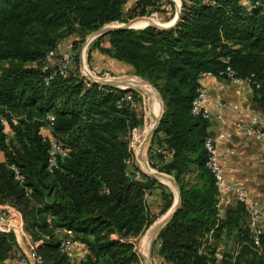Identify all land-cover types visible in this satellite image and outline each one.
<instances>
[{"label": "trees", "instance_id": "trees-1", "mask_svg": "<svg viewBox=\"0 0 264 264\" xmlns=\"http://www.w3.org/2000/svg\"><path fill=\"white\" fill-rule=\"evenodd\" d=\"M127 1L0 0V149L6 155L0 162V206L10 205L21 214L25 230L39 241L37 252L53 264H77L61 251L57 228L73 229L89 250L79 264H140L132 238L172 205V194L164 191L165 205L153 214L147 193L164 186L134 161L127 163L133 158L131 130L143 126L144 117L124 97L139 93L88 81L77 67L46 83L41 67L45 54L70 34L86 37L122 21ZM250 1L251 9L245 0H182L174 27L123 28L94 43L100 53L151 83L164 101L148 156L153 167L180 185L181 206L156 238L161 264H217L214 250L203 247L216 224L217 188L205 147L213 132L209 119L192 113V103L201 72L218 74L230 65L251 79L253 100L264 111V0ZM151 2L136 0L135 8L144 12ZM107 36L109 45L103 46ZM49 114L55 118L54 135L69 149L53 172L48 169L49 143L41 132ZM238 211L240 220L228 219L226 225L228 231L230 224L240 225V242L247 243L235 259L228 254L218 264H264V253L251 248L248 212L241 202ZM262 241L264 245V234ZM21 251L14 232L0 231V264Z\"/></svg>", "mask_w": 264, "mask_h": 264}, {"label": "crops", "instance_id": "crops-1", "mask_svg": "<svg viewBox=\"0 0 264 264\" xmlns=\"http://www.w3.org/2000/svg\"><path fill=\"white\" fill-rule=\"evenodd\" d=\"M68 40L73 39L66 38L63 42L67 43ZM102 45L108 46L109 43H102ZM108 58L110 60L108 64L117 63L123 67L124 70L121 71V73L130 71L131 67L129 65H125L110 57ZM71 69H74V67L72 66L70 70ZM202 82L205 84L209 93L208 108L214 115V118L210 120V130L218 139L219 160L226 182L230 189L233 186L248 189L250 195L258 202L259 207L264 210V148L261 147L256 139L246 133L249 126L255 127L252 123L254 115L261 116L264 114L261 110L256 108L253 103V88L248 82L240 83L216 76L209 77ZM218 113H220L222 117L219 118L217 116ZM239 125H241V127H239ZM4 127L8 136L12 137L14 132L10 125H4ZM42 134H50L49 128L44 127L42 129ZM5 161L6 155L4 151L0 149V162ZM139 162L142 166L143 164L139 161L137 155V159H134V164L144 172L143 168L145 169V167L143 165V168H141ZM146 197L150 209L158 211L160 204L159 188L157 186L152 187ZM239 202L240 201L232 190L226 191L224 223L218 230H215L213 233L208 231L205 235L207 241L206 247H209L210 251L214 250L212 255L217 264L224 260L228 254L232 255V259H234V255L236 253L238 255L242 252L243 244L247 243L246 241L240 242V225L233 228L230 224L229 231L226 225L228 219L232 220V218L239 217L240 220V213L238 211ZM245 222L247 226L248 217L245 219ZM217 233H219V235H217ZM249 237L251 248L254 252L257 255L263 254L264 245L262 239L259 243H256L253 241L250 234ZM17 239L22 249V251L19 252L20 256L18 254L17 257L7 259L5 264H25L23 261L25 258L26 264H35L30 254L29 247L27 245H21L18 237ZM88 253L89 250L87 247L78 243L72 257L74 261L79 264ZM21 255L24 257L22 258ZM148 255L149 249L146 256ZM251 257L252 254H250V258ZM153 258L159 259V255L155 253ZM242 264H257V261L254 260V262L248 263L242 260Z\"/></svg>", "mask_w": 264, "mask_h": 264}, {"label": "built area", "instance_id": "built-area-1", "mask_svg": "<svg viewBox=\"0 0 264 264\" xmlns=\"http://www.w3.org/2000/svg\"><path fill=\"white\" fill-rule=\"evenodd\" d=\"M245 2L248 9H251L253 5L252 2L250 0H245ZM78 54V49L75 47L74 42L71 41L67 43L59 41L54 48L50 49L45 54L41 62L42 71L45 73L46 83H49L53 79V77L57 75L67 74L70 71L72 65H74ZM225 61L229 63L230 58L225 57ZM214 76L234 80L240 83L248 82L251 84V79L249 77L245 78L239 76L230 65H228L226 69L220 71L218 74H215L211 71L201 72L199 77V85L196 89V95L192 103V113L194 115H201L209 120H212L214 118V115L208 108L209 93L202 81ZM124 99L129 103H134L135 101L131 93L125 95ZM217 116L219 118L222 117L220 113H218ZM54 119V116L52 114H49L47 116V123L41 127V132L44 127H48L50 130V134H43V136L44 139L49 143L48 169L51 172H53L58 167L60 159L62 160L69 155V149H67L63 142L54 135ZM2 123L3 125H9V122L6 118H2ZM252 123L255 125V127L249 126L246 130V133L256 139L260 143L261 147L264 148V114L261 116L254 115V117L252 118ZM239 127H241V125H239ZM137 129L138 128H134L132 131L134 139L137 133ZM205 147L209 154L207 166L214 174L215 185L217 188V200L215 203L216 224L210 230V233H213L216 227L223 225L225 192L228 190H232L237 196L238 200L245 205L248 212V228L251 238L254 242L259 243L264 234V210L259 207L258 202L254 197L250 195L248 189L238 186H233L231 189L229 188L223 173L221 162L219 160L218 139L215 135H209L207 137L205 141ZM130 150L133 154V158L127 159L128 164H132L135 159V155H137L134 148V141L130 143ZM156 151L160 152L161 149L156 148L155 152ZM10 168L14 171L16 179L22 181L23 175L21 174L20 169L16 166V164L12 163L10 165ZM140 176V171H136V177L139 178ZM0 231L14 232L16 234H18L19 232L21 235L23 234V236L29 242V251L34 259V263L53 264L51 261L46 260L43 255L37 252L39 241L34 240L33 236L25 230L21 214L10 205L0 206ZM56 233H58L61 237V251L73 256L77 244L79 243L75 238V232L73 231V229L57 228ZM204 241L205 242L203 247L207 245L206 239H204ZM236 255L237 253L234 255V259ZM23 261L26 264V258L23 259ZM140 264H146L145 260H143V257L140 258ZM152 264H161L160 257L159 259H154L152 255Z\"/></svg>", "mask_w": 264, "mask_h": 264}, {"label": "rangeland", "instance_id": "rangeland-1", "mask_svg": "<svg viewBox=\"0 0 264 264\" xmlns=\"http://www.w3.org/2000/svg\"><path fill=\"white\" fill-rule=\"evenodd\" d=\"M182 4H183L182 0H152L151 4L148 5V7L146 8V10L144 12H142V11L136 10V8H135L136 0H128L127 3L124 5V9H123L124 19L122 21H114V22L108 23V24L104 25L103 27L113 26V25H122V24L127 23L130 20H133L136 18L137 19L138 18H152L155 21L167 24L174 19V17L176 16V13H177V7L180 6L182 8ZM142 13H144V14H142ZM145 24H148V23L146 21H139L134 26H135V28H138L136 26L145 25ZM103 27H101V28H103ZM95 31H92L86 37H82L78 33L70 34V36L68 37L69 39L75 40L77 43V46H78L77 49L79 52V62L74 63V65H72V66L78 68L80 75H82L88 81H91L90 75L95 77V78H111V77L122 76L125 78H132L135 81H138L141 83L143 82V83L147 84V82H144L143 79L134 75L131 71H124L123 73H121V71L124 70L121 65H119L117 63L108 64V62L110 61L108 56L100 53L94 47V43L96 42L97 37L91 41L87 40V38ZM101 42H103L104 44L109 43L108 42V36L103 38ZM82 63L85 64L84 67H83ZM127 89H130V88H127ZM127 89H123V90H127ZM137 92L139 93V95L137 98H135V96H133L135 101H134V104H132V105H133V107H136L138 113L144 117V124L139 129H137L135 139H136V137H140L139 146L142 147V145L145 141V138L147 136V133L151 127V121H150V114H149V107H148V98L143 92H141V91H137ZM155 92L157 93L156 90H155ZM128 93L130 94V92H127V93H125V95H128ZM253 103L256 106V108H258L259 110L262 111V113H264V111L257 105V103L254 100H253ZM161 109H162V106H161V102H160L157 105L156 114L159 113L161 111ZM132 131H133V129L131 130L130 137H129L130 143L132 141H134V143H135V139L133 138ZM155 133H156V131H155ZM154 135H153V137H154ZM152 140H153V138H152ZM152 140H151V142H152ZM151 142H150V146H151ZM137 154L138 155L141 154V151H139L138 149H137ZM147 158L149 160V156H147ZM135 159H137V155H135ZM141 163H142V161H141ZM153 168L155 170L159 171L157 168H155V167H153ZM160 172H162V171H160ZM162 173H164L170 177H174L171 174H168L165 172H162ZM159 182L162 183L161 185H163L164 187L159 186V185L157 186L159 188L160 204H159L158 211L151 210V212L153 214L154 213L160 214L163 206L165 205L166 201H165V198L163 195L164 191L172 194V204L176 200V194L174 192L172 185L168 184L166 182L160 181V180H159ZM168 210H169V208L163 214L158 215V218L148 228H146L145 231L142 234H140V236L132 238V240L136 242L135 246H136V250L139 254V261H140V258L142 257L141 256V250H142L141 249L142 248L141 242L143 240L142 238H144V236L149 232L150 228L154 224H156L157 222H159L160 220L163 219V217L166 215ZM16 235L19 238L21 245H27L29 247V242L23 236V234L21 235L18 232V234H16ZM157 246L158 245H157L156 239H155L153 246H152V255H155V253H156V255L158 254L157 253ZM149 253H150V248H149Z\"/></svg>", "mask_w": 264, "mask_h": 264}, {"label": "water", "instance_id": "water-1", "mask_svg": "<svg viewBox=\"0 0 264 264\" xmlns=\"http://www.w3.org/2000/svg\"><path fill=\"white\" fill-rule=\"evenodd\" d=\"M180 16H181V7L179 6V7H177L176 16L171 21V23L164 24V23L150 22V24H148V25L154 26L155 28H157L159 30L168 29V28L174 27L177 24V22L180 19ZM133 20H135V19H133ZM133 20H130L129 22L124 23L122 25L105 26L103 28H99L95 32H93L87 38V40L88 41H91V40H93L96 37L106 35V34L112 32L114 30L123 29V28H135V26H133V24H132V21ZM142 28H144V27H142ZM82 65L84 67V64L83 63H82ZM90 77H91L90 79H91V81L93 83H99L101 85H111V86H114V87H117V88H121V89L131 88V89H135L137 91H141L142 92V88L139 85L134 84L133 82H131L130 80H128L127 78L122 77V76L111 77V78H95V77H93V76L90 75ZM143 81L149 83L146 80H143ZM149 84L155 89V87L151 83H149ZM157 93H158V95L160 97V102H161L162 110H161V112L159 113L158 116H155L154 114L151 115L152 120L155 122V125L152 128V130L149 132V134L146 136V139H145V153L144 152H141V154L138 155V159L145 161L146 167L144 169L141 166L140 162H139V166L141 168H143L145 174H147V175H149L151 177H155L156 179H158L160 181H163V182H165L166 180L167 181H170L172 183L174 192L177 195V200H175V202L169 208L168 212L163 217V219L160 220L159 222H157L156 224H154L150 228V235H151L150 253H149L148 256H146V255H144L141 252V256L145 260L146 264H152V246H153V243H154L155 239L157 238V236L159 235V233L172 220V218L174 217V215L176 214V212L178 211V209L181 206L180 185L178 184V182L176 181V179L174 177H170V176H168V175H166V174H164V173H162L160 171L155 170L151 166L150 161L147 158V156L149 154V149H150V142H151V140L153 138V135L155 134V131L157 130V128L159 126V123H160V121L162 119V116H163V113H164V101H163L162 96L160 95V93L158 91H157Z\"/></svg>", "mask_w": 264, "mask_h": 264}, {"label": "bare ground", "instance_id": "bare-ground-1", "mask_svg": "<svg viewBox=\"0 0 264 264\" xmlns=\"http://www.w3.org/2000/svg\"><path fill=\"white\" fill-rule=\"evenodd\" d=\"M139 21H146L148 24H150V22H155V23H160L158 21H155L154 19L152 18H138V19H135L132 21V24L133 26L139 22ZM171 23V22H169ZM167 23V24H169ZM85 65V64H84ZM128 80H130L131 82H133L134 84H137L139 85L141 88H142V92L147 96L148 98V107H149V114H150V121H151V127L147 133V135L149 134V132L152 130V128L154 127L155 125V122L152 120V117L151 115L154 114L155 116H158L159 113L156 114V108H157V105L158 103H160V97L158 95V93L155 92V89L149 84H145V83H141V82H138V81H135L134 79L132 78H127ZM162 110V109H161ZM146 139V138H145ZM139 141H140V137H136L135 139V143H134V148H135V151L137 153V149L141 152H144L145 153V141L142 145V147L139 146ZM138 155V154H137ZM145 157V156H144ZM140 161V160H139ZM142 161V164L144 165V167H146L145 165V161L144 160H141ZM166 183L168 184H171L172 183L170 181H165ZM173 187V186H172ZM176 200H177V195H176ZM151 245V235H150V231L144 236L143 240H142V252L147 255L148 254V249Z\"/></svg>", "mask_w": 264, "mask_h": 264}]
</instances>
